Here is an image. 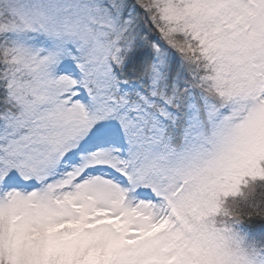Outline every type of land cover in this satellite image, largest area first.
I'll list each match as a JSON object with an SVG mask.
<instances>
[{
    "label": "snow or ice",
    "instance_id": "obj_1",
    "mask_svg": "<svg viewBox=\"0 0 264 264\" xmlns=\"http://www.w3.org/2000/svg\"><path fill=\"white\" fill-rule=\"evenodd\" d=\"M0 264H264V0H0Z\"/></svg>",
    "mask_w": 264,
    "mask_h": 264
}]
</instances>
